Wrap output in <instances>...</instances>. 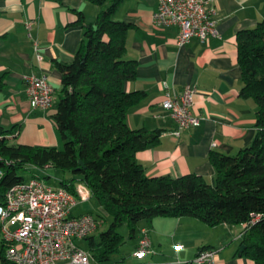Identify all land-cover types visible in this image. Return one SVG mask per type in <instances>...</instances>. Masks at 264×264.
<instances>
[{
  "label": "crops",
  "instance_id": "0c3cea01",
  "mask_svg": "<svg viewBox=\"0 0 264 264\" xmlns=\"http://www.w3.org/2000/svg\"><path fill=\"white\" fill-rule=\"evenodd\" d=\"M111 2L0 0V79L4 81L0 124L17 126L15 143L62 148L54 119L62 95V75L55 61L71 63L74 59L84 37L83 25L75 23L79 12L86 23H94L101 9ZM216 6L219 35L206 40L194 36L184 46L176 44V26L154 24L158 0H121L113 15L115 20L130 24L126 55L137 61L136 76L125 84L127 91L138 94L127 112V121L135 129L161 132L156 143L137 153L150 177L197 174L215 184L211 153L235 155L256 136L258 105L240 93L243 79L237 33L256 27L264 18V0H217ZM34 41L38 42L41 60ZM31 73L46 74L54 88L53 103L46 109L30 104L24 76ZM187 85L197 90L193 112L202 120L199 126L177 136L173 134L176 124L162 102L168 95L180 94ZM206 225L194 217H156L150 225L155 253L136 259L129 252L133 262H127L126 255L121 258L128 264L140 260L185 264L193 262L199 247L209 245L217 251L211 264H257L240 254L243 225ZM144 226L146 222L140 224V228ZM139 238V230L129 238L133 250ZM0 261L10 264L2 260L1 252Z\"/></svg>",
  "mask_w": 264,
  "mask_h": 264
},
{
  "label": "trees",
  "instance_id": "16d2710c",
  "mask_svg": "<svg viewBox=\"0 0 264 264\" xmlns=\"http://www.w3.org/2000/svg\"><path fill=\"white\" fill-rule=\"evenodd\" d=\"M93 1L102 5L106 0ZM120 1L112 0L102 8L94 23H86L79 12L75 23L83 25L84 37L74 59L55 61L62 75V95L54 119L63 147L15 143L17 126L0 124V200L26 179L21 171L28 165L55 167L80 176L112 218L99 243L93 236L88 238L98 261L113 260L121 253L126 238L119 229L125 223L130 238L140 232L142 222L150 228L156 217H194L211 227L252 222L241 237L245 247L240 254L264 264V18L256 27L237 33L240 93L258 105L253 142L235 155L211 153L215 184L197 174L150 177L137 153L156 143L161 132L135 129L127 121L138 94L127 91L125 84L136 76L137 61L126 55L130 24L113 18ZM3 89L0 79V93ZM75 181L72 177L61 185L73 191ZM0 246L2 260L9 263L2 241ZM207 249L211 246L199 247L198 254ZM135 264L160 263L140 260Z\"/></svg>",
  "mask_w": 264,
  "mask_h": 264
},
{
  "label": "built area",
  "instance_id": "2783aa9c",
  "mask_svg": "<svg viewBox=\"0 0 264 264\" xmlns=\"http://www.w3.org/2000/svg\"><path fill=\"white\" fill-rule=\"evenodd\" d=\"M216 1L158 0L154 24L176 26V44L179 46L186 45L194 36L202 40L216 37L219 35ZM28 27L31 28V24ZM34 48L41 60L37 41H34ZM24 80L33 108L46 109L52 105L55 91L46 74H27ZM196 91L194 86L187 85L180 94L168 95L162 102V107L176 124L173 134L177 136L201 123L202 118L193 112ZM79 196L75 187L71 191L62 185L54 186L39 175L9 188L0 200V235L5 246V260L10 264H128L123 258L98 261L92 251L78 244L79 240L93 236L105 223L104 217L91 212L73 214L75 207L88 201ZM250 224H243L240 237ZM154 253L150 228L144 226L132 256L143 259ZM216 253L215 249L203 250L193 264H211Z\"/></svg>",
  "mask_w": 264,
  "mask_h": 264
},
{
  "label": "rangeland",
  "instance_id": "374dc122",
  "mask_svg": "<svg viewBox=\"0 0 264 264\" xmlns=\"http://www.w3.org/2000/svg\"><path fill=\"white\" fill-rule=\"evenodd\" d=\"M63 147V145H62ZM24 178L29 179L33 175H39L41 177H44V179L51 185L54 186H60L61 182L65 179H71L72 177L76 179L74 183V187L77 191H79L80 196L83 198H88V201L84 203H80L77 207L73 209L74 215H79L85 212H92L95 215H100L105 218V223L98 229V231L93 235L94 242L99 243L101 241L100 234L104 231H106L111 222L112 218L106 213V211L97 203L96 199L93 198V195H90L91 189L88 187V185L85 183L84 180L81 179V177H78L77 175H73L70 172H64L61 171L55 167H48L45 169H40L37 167H34L32 165H28L26 170L21 171ZM81 185V186H80ZM78 186H80L78 188ZM84 190V191H83ZM84 195V196H83ZM207 226V225H206ZM209 228V227H208ZM119 232L126 236L127 241L123 245L121 253L116 254L113 256V259H120L123 256H127V262H133L135 259H132L129 252L132 253V239L128 238L129 229L128 225L125 223L120 229ZM207 233V232H206ZM205 233H202L204 235ZM0 241H1V235H0ZM78 244L82 246L86 250H90V241L88 239L86 240H79ZM135 263V262H134ZM1 264V261H0Z\"/></svg>",
  "mask_w": 264,
  "mask_h": 264
},
{
  "label": "water",
  "instance_id": "95a60500",
  "mask_svg": "<svg viewBox=\"0 0 264 264\" xmlns=\"http://www.w3.org/2000/svg\"><path fill=\"white\" fill-rule=\"evenodd\" d=\"M81 164L83 165V162H82V161H81ZM244 247H245V246H244V245H242V247H241V250H243V249H244Z\"/></svg>",
  "mask_w": 264,
  "mask_h": 264
}]
</instances>
